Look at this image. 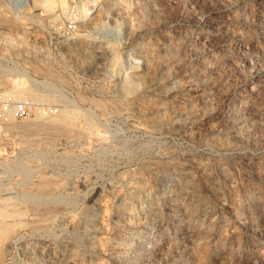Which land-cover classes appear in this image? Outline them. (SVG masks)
<instances>
[{
  "label": "rangeland",
  "instance_id": "1",
  "mask_svg": "<svg viewBox=\"0 0 264 264\" xmlns=\"http://www.w3.org/2000/svg\"><path fill=\"white\" fill-rule=\"evenodd\" d=\"M80 2L0 5V49L52 97L32 101L74 116L19 122L8 162L49 197L6 221L0 264H264V0H99L48 45Z\"/></svg>",
  "mask_w": 264,
  "mask_h": 264
},
{
  "label": "built area",
  "instance_id": "2",
  "mask_svg": "<svg viewBox=\"0 0 264 264\" xmlns=\"http://www.w3.org/2000/svg\"><path fill=\"white\" fill-rule=\"evenodd\" d=\"M80 3H83L82 9L78 11L75 5L69 4L65 11L66 17L62 23L55 22L44 30L42 38L48 45H54L58 42H69L77 31L78 25L92 17L99 6L98 0L97 4L93 5L88 11L89 2L83 0ZM18 4L19 0H0L2 9L12 10V6H17ZM73 8L74 11H72ZM86 9L88 12L84 14ZM5 37L4 35L3 41L8 42ZM23 65L18 56L8 55L0 49V197L23 191L22 186L25 177L19 171H9V168L6 166L9 160H13L23 152V148L19 144H13V138L18 135L17 127L19 122L28 119L29 114L35 110L48 114H53L56 111L53 106H47L37 101H32L25 95L13 93L14 87L19 89L20 80H23L24 84H33L36 79V76L33 74L29 75L26 73ZM23 76L29 78L30 81L26 82ZM13 124L17 125V127L10 128V125Z\"/></svg>",
  "mask_w": 264,
  "mask_h": 264
},
{
  "label": "bare ground",
  "instance_id": "3",
  "mask_svg": "<svg viewBox=\"0 0 264 264\" xmlns=\"http://www.w3.org/2000/svg\"><path fill=\"white\" fill-rule=\"evenodd\" d=\"M30 3V0H19V4L17 6H12L13 14H22L23 11L26 9L27 5ZM21 9V10H19ZM45 86H41L37 83L30 86L27 91L31 100L37 101H50L52 100L51 94H47V90H45ZM15 94H19L18 91H13ZM49 93V92H48ZM73 115L70 111L62 110L57 114H47L42 115L36 111H32L29 114L28 119H30L33 123H38V125L50 124L55 123L60 124L62 126L69 127L73 123ZM78 118V117H77ZM76 118V119H77ZM77 121V120H76ZM17 125H10V128H16ZM25 127H30V125H25ZM38 127V126H37ZM21 128V127H17ZM23 128V127H22ZM9 168V171L13 172H21L22 175L26 178L27 170L24 169L22 166L17 165L16 163L7 162L6 165ZM48 195H44L42 192L39 191L37 194H28L26 192L17 193L13 200L10 199H3L0 198V241L3 237H5L9 232L14 229L19 222L14 224H9L11 222H6L7 220L11 219H20L21 216L24 214L22 210H20L19 206L24 203H38L37 201H41V199L48 198ZM35 204V203H34ZM17 221V220H16ZM13 222V221H12Z\"/></svg>",
  "mask_w": 264,
  "mask_h": 264
}]
</instances>
